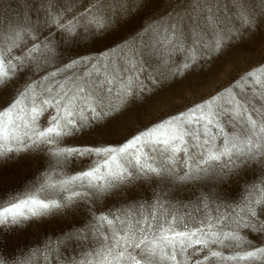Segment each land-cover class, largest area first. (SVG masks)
Instances as JSON below:
<instances>
[{"label": "snow or ice", "instance_id": "6c2138e0", "mask_svg": "<svg viewBox=\"0 0 264 264\" xmlns=\"http://www.w3.org/2000/svg\"><path fill=\"white\" fill-rule=\"evenodd\" d=\"M19 3L23 11L11 23L0 16V163L36 152L44 164L19 188L0 192V229L81 203L93 206L94 223L49 240L43 251H0V264H34V257L46 264H264V180L245 181L235 199L202 191L194 206L170 199L163 187L151 200L107 204L137 181L223 182L264 164V62L183 111L123 139L105 138L142 107L137 97L146 101L162 81L187 77L197 63L210 72L233 41L254 35L264 25V0H160L162 10L148 24L98 54L104 64L97 55H76L33 80L26 72L40 71L62 50L97 44L147 0ZM76 66L84 72L57 79ZM45 113L47 124L40 122ZM91 136L99 139L70 143ZM100 202L107 211L95 207ZM90 237L94 242L85 247ZM73 241L79 253L60 255Z\"/></svg>", "mask_w": 264, "mask_h": 264}, {"label": "rangeland", "instance_id": "374dc122", "mask_svg": "<svg viewBox=\"0 0 264 264\" xmlns=\"http://www.w3.org/2000/svg\"><path fill=\"white\" fill-rule=\"evenodd\" d=\"M160 0H147L146 6L137 13L129 23L122 26L117 32L108 35L95 45L88 47H75L62 50L61 55L53 58V62L42 65L40 71L35 73H27L26 79H39L46 71L55 70L61 67L63 62L69 61L76 55H97L103 53L105 49L112 47L120 41L128 38L132 33L149 23L152 15L158 14L157 10H162ZM23 11L19 0H3L0 4V16L7 22L18 18ZM253 34L245 35L238 41H233L235 45L227 56H222L217 59L210 72H201L203 62L193 65L187 77H177L172 81H162L157 90L153 93L146 94V101L143 98L135 99L137 107L134 111L128 112L127 117L121 122L115 133L111 136L106 134V139L117 141L126 136L135 133L143 127L149 126L153 121L165 118L168 115L183 111L199 103L201 100L207 99L208 96L215 94L217 91L228 87L234 80L243 76L246 71L264 62V25L253 29ZM100 63L104 64L106 58L98 56ZM95 62V61H94ZM88 71H94L89 68ZM84 72V68L76 66L72 69L65 70L62 76L72 78L79 76ZM18 86H22L20 81H17ZM238 91V89H237ZM257 107H261L260 101H254ZM131 104V100L129 102ZM255 115V114H253ZM41 123L47 124V113L41 118ZM98 136L85 137L81 140L70 141V143H91L93 140H98ZM44 158L36 152L22 153L19 156H13L12 159L0 163V192L7 189L19 188L25 181L30 180L43 166ZM254 178L264 180V164H251L244 171V174L229 175L223 182L210 179H201L189 184H162L157 186L156 182L142 183L135 182L129 186L127 195L120 197H109L107 204L111 208L123 206L124 200H151L153 192L158 191L159 187L165 188L170 199L174 201H183L187 204L189 201L195 203V197L202 191L211 192L215 197L219 193L224 199H235L239 197L241 188L245 181H252ZM211 207H215V202L210 203ZM93 206L81 203L76 207L68 210L54 212L48 216L37 220L25 222L19 227H6L0 229V251H6L8 254L16 256L27 255L34 252L37 248L41 251L45 249L48 241L51 240L54 244L55 239L71 229H86L92 219L91 208ZM97 209L107 211L103 202L95 205ZM191 210V208L189 209ZM242 234H248L249 238L256 241L255 233H247L244 230ZM264 240V237L261 238ZM94 242L90 237L85 242V247ZM81 245L79 242H68L62 246L60 255H68L73 252L79 253ZM227 251V250H225ZM56 255V254H54ZM34 264H46L45 261L38 257H34ZM52 264H59L58 260H53Z\"/></svg>", "mask_w": 264, "mask_h": 264}]
</instances>
